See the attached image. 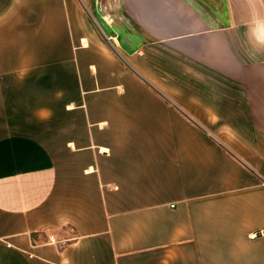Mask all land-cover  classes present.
I'll list each match as a JSON object with an SVG mask.
<instances>
[{"label": "crops", "instance_id": "1", "mask_svg": "<svg viewBox=\"0 0 264 264\" xmlns=\"http://www.w3.org/2000/svg\"><path fill=\"white\" fill-rule=\"evenodd\" d=\"M121 3L103 39L80 0H0V264H264V99L161 83L243 80L264 0Z\"/></svg>", "mask_w": 264, "mask_h": 264}, {"label": "rangeland", "instance_id": "2", "mask_svg": "<svg viewBox=\"0 0 264 264\" xmlns=\"http://www.w3.org/2000/svg\"><path fill=\"white\" fill-rule=\"evenodd\" d=\"M203 3L206 7L208 6V0H199ZM205 1V2H204ZM82 5L84 6L85 14L87 15L90 22L93 24L95 29L100 32L105 39V33L112 34L116 36L117 33H120V37L125 36L129 33L131 29L130 26L134 25L133 21L128 16V11L124 4L121 3V0H80ZM128 24V25H127ZM122 29V30H121ZM116 31V32H115ZM112 37V36H110ZM120 44L111 38L108 40L111 48L116 50H121L123 47L124 42L119 38ZM106 42V41H105ZM130 48V47H129ZM250 64L246 67L244 65V78L243 80H239L237 78H233V85L227 83L226 81L230 82L228 79L226 80V76L222 73L217 74H210L212 76L211 86L217 88V92H209L206 89L207 84L202 85L203 83H208L207 80L204 78L202 79L204 82L199 80H194V82L189 83L188 81L184 82L182 77L179 74L178 69H172L169 72L164 73V81L161 82L165 84L166 87L173 88L174 93L176 95H180L184 99L192 100L197 97L201 98H218V99H226V98H248L251 100H258L263 101L264 99V58L253 59L251 58ZM246 62V61H245ZM249 78V87L248 90L244 89V84L247 80L245 78ZM215 77L217 81H215ZM196 79V77H194ZM226 80V81H225ZM247 81V82H248ZM32 83V82H31ZM17 85V84H15ZM14 85V86H15ZM193 86L195 88H190L191 90H187L186 87ZM25 87V86H23ZM22 88V87H21ZM193 89L195 91H193ZM206 89V90H205ZM245 91V92H243ZM1 93V92H0ZM244 93V94H243ZM24 94V91H11L10 98L18 99L21 98ZM243 94V96H242ZM30 95L33 98L34 92L30 91ZM33 102V101H31ZM262 104V103H260ZM25 108L19 106L10 107V113H23L21 110ZM34 107L30 106L26 108L25 113H33ZM255 112L258 115H262L264 117V107L255 108ZM223 117H219L214 123L213 126L217 127L218 130H225L230 124L225 123Z\"/></svg>", "mask_w": 264, "mask_h": 264}, {"label": "built area", "instance_id": "3", "mask_svg": "<svg viewBox=\"0 0 264 264\" xmlns=\"http://www.w3.org/2000/svg\"><path fill=\"white\" fill-rule=\"evenodd\" d=\"M262 234H263V230H259L257 232H254V233L250 234V237H256V236L262 235Z\"/></svg>", "mask_w": 264, "mask_h": 264}]
</instances>
